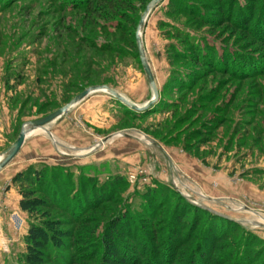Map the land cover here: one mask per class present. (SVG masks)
I'll list each match as a JSON object with an SVG mask.
<instances>
[{"label": "rangeland", "instance_id": "rangeland-1", "mask_svg": "<svg viewBox=\"0 0 264 264\" xmlns=\"http://www.w3.org/2000/svg\"><path fill=\"white\" fill-rule=\"evenodd\" d=\"M57 1L0 0V156L23 125L89 88L108 87L137 106L152 97L136 46L140 19L152 0H91L89 10L72 11L59 10ZM230 3L163 0L149 15L141 39L159 95L150 111L125 110L107 93H95L86 99L100 110L95 125L74 118L62 140L39 133L25 141L0 171V264H25L28 231L45 213L60 222L47 226L55 236L56 230H76L80 237L69 246L85 250L80 225L66 214L19 209L25 185L12 179L37 162L65 166L60 176L66 174V192L73 194L82 180L102 185L122 179L98 206L117 203L147 250L155 248L150 234L160 231L162 245L172 234L184 244L176 256L181 264L197 246L199 264H264V45L254 40L260 38L254 29L264 28V0ZM196 57L208 63L193 62ZM237 59L251 66L250 75L217 71L225 62L236 74L246 73ZM126 113L134 118H123ZM54 124L47 129L61 123ZM109 138L80 158L85 165L68 166L75 158L62 155L86 154ZM35 198L50 203L45 195ZM83 212L89 220L106 213ZM123 244L135 247L130 239ZM31 254L35 264H46L39 261L44 255Z\"/></svg>", "mask_w": 264, "mask_h": 264}, {"label": "trees", "instance_id": "trees-1", "mask_svg": "<svg viewBox=\"0 0 264 264\" xmlns=\"http://www.w3.org/2000/svg\"><path fill=\"white\" fill-rule=\"evenodd\" d=\"M67 1L68 0H58L56 6L59 10L66 8L68 11H72L86 7L87 10H89L93 5L91 0H77V2L74 0L72 4H68ZM230 1V5L232 6L234 0ZM102 2L107 4L111 3L112 5V3H121L122 0H110V2L104 0ZM231 6L228 11L232 9ZM111 7L113 8V6ZM243 15L247 17V14ZM243 15L238 14V18L244 20ZM236 22L234 25L237 26ZM262 22L264 25V21ZM245 24H248V22ZM258 25L259 27L262 26L260 24ZM244 28L247 29L248 26L244 25ZM254 34L261 38L254 37V40L264 45V39H262L264 38V28H255ZM196 47L195 50L198 51L199 48L198 46ZM211 52L209 50V60L213 59ZM192 61L197 62L198 64L199 62H201V64L205 63V65L208 63L206 57H196V60ZM236 61H238L243 70L247 71L246 73L239 72V74H236L234 72L237 71L236 68L229 70V66H227L228 64L225 62H223V64L220 63L219 68L216 69L218 72L228 73L236 77L247 76L245 74L248 73L251 66H248L247 68V65H244L245 62H241L239 59ZM233 66H231V68ZM205 68L208 70V67ZM248 75L250 74L248 73ZM122 107L124 108L123 105ZM125 110L128 109L126 108ZM132 115L126 113L123 114V116H125L123 118L133 119L134 116ZM140 118L143 119L142 117ZM64 167L62 165L48 166L46 164H39L38 167L29 166L24 171L16 174L13 177L12 182L20 186L25 185V187L21 188L19 191V194L22 197L19 203L21 211L33 214L35 209L43 208L48 211L52 209L66 214L70 220H72V223L80 225L78 232L80 235L85 236L87 240L83 247L85 250H82V248L73 250V248L69 246V244L74 243V239L80 237L79 234L76 235V230H56V233L59 236H55L54 231L48 229L47 226L56 227L60 225V222L45 213L40 216L42 223L40 225L33 224L28 231L26 237L28 251L24 260L25 264H35V262L38 261L36 258H32L34 256H32L31 253L34 252L44 255V258H39V261H44L46 264H181V262H178L176 256L178 250L184 244L180 242L178 237L172 234L170 237H167L166 244L162 245L161 240L158 238V233H161L160 231L156 232L153 236L150 234V240H148V242L153 244L155 248H149L147 250L142 247L143 244L140 243V240L135 238V233L132 234L129 231L131 221H129L130 218L127 219V213L118 214L117 203H113L110 208H102L98 206L103 200L107 201L108 197L112 195L114 187L122 182V179H111L102 185L98 184L97 179L82 180L80 182L81 188H78L77 193L73 194V192H71L72 190L66 192L67 186H70L66 174L60 176V173L64 172ZM88 187L92 189L89 193L87 191ZM40 194L45 195L50 203H45L44 201L35 198L36 195ZM101 208L102 210H100ZM83 211L85 213L90 212L92 215L95 213H106L105 216H102L103 218L93 216V219L89 220V218L82 216ZM116 213L117 215H115ZM36 214L39 215V213ZM154 228L157 229L156 226H154ZM123 238L130 239V241L135 244V250L134 248L123 244ZM54 239L55 242H53ZM56 245L59 246L58 249L56 248ZM197 247L196 250L188 255L187 264H199L202 260L196 255V253H198L197 251H202L201 249L199 250V246ZM91 250H94V252L90 253ZM64 252L71 253V256H64ZM150 260L153 261V263H150ZM145 261H147V263H145Z\"/></svg>", "mask_w": 264, "mask_h": 264}, {"label": "water", "instance_id": "water-1", "mask_svg": "<svg viewBox=\"0 0 264 264\" xmlns=\"http://www.w3.org/2000/svg\"><path fill=\"white\" fill-rule=\"evenodd\" d=\"M163 0H152L148 6L146 7L140 22H139V28L137 29L136 34V41H137V51L138 56L140 60L141 67L143 69V72L145 74L147 83L151 89L152 97L151 99L145 103L143 106H137L133 103L128 102L126 99H124L122 96L118 95L113 90L109 89L108 87H92L85 91H83L81 94L76 96L70 103L65 105L64 107L58 109L57 111L32 122H29L20 130V133L16 139V141L2 154V158L0 160V171H2L4 168H6L18 155L21 148L23 147L25 141L31 137L35 132L42 131L44 134H46L50 139H52L51 134L48 132L47 127L54 123L55 121L59 120L61 117H63L65 114H67L73 107L77 106L81 102H83L85 99L90 97L91 95L95 93H107L111 97H113L117 102H119L121 105H123L125 108L132 110L133 112L137 113H146L150 111L157 103H158V90L155 84V80L153 77V74L150 70V67L148 65V62L146 60L144 48L142 45V39H141V33L142 29L149 17V15L152 13V11L162 2ZM109 139L103 140L99 145H96L90 152L97 149L100 145H103L106 143Z\"/></svg>", "mask_w": 264, "mask_h": 264}, {"label": "crops", "instance_id": "crops-1", "mask_svg": "<svg viewBox=\"0 0 264 264\" xmlns=\"http://www.w3.org/2000/svg\"><path fill=\"white\" fill-rule=\"evenodd\" d=\"M90 98V97H89ZM88 99V98H87ZM93 105V104H92ZM91 104H89V101H87L86 99L83 101V102H81L80 104H78L77 106H75V107H73L67 114H65L63 117H61L59 120H57V121H55L54 123H61V124H58L57 126H55V128H53V129H51V130H48V132L51 134V136H52V138H54V139H60V140H62L63 139V136H62V130L64 129V128H68V127H71V121H72V119H76V118H78L79 120H85L86 121V123H88V124H94L95 122V120L96 119H98V113H99V109L95 106H92ZM110 111V110H109ZM69 114H72V116H70V118L68 119V118H65V117H67ZM65 119H68L67 121V123L68 124H62V123H64V122H66V120ZM87 119H90L91 121H92V123L90 122V121H88ZM53 123V124H54ZM55 125V124H54ZM95 125V124H94ZM97 128H99V127H97ZM94 152V151H93ZM89 153H91L90 151H88L86 154H79L78 156H68V155H64V154H62L63 156H66V157H73V158H75L74 159V161H76L75 163H72V164H70V165H68V166H71V165H85V164H81V163H79L80 161H81V157H83V156H85V155H87V154H89ZM38 161H40L41 159H38V158H36ZM100 159H96L94 162H97V161H99ZM43 161V160H42ZM41 162V161H40ZM37 164H45V163H39V162H37ZM33 165H35V164H33ZM30 166H32V165H30ZM53 166H55V165H53ZM29 166H27V168H28ZM67 167V166H66ZM26 169V168H25ZM24 169V170H25ZM24 170H22V171H24ZM22 171H20V172H22ZM20 172H16L15 173V175L16 174H18V173H20ZM0 173H2V172H0ZM8 174V173H7ZM14 175V176H15ZM19 209H20V207H19Z\"/></svg>", "mask_w": 264, "mask_h": 264}, {"label": "bare ground", "instance_id": "bare-ground-1", "mask_svg": "<svg viewBox=\"0 0 264 264\" xmlns=\"http://www.w3.org/2000/svg\"><path fill=\"white\" fill-rule=\"evenodd\" d=\"M39 133H43V132H42V131H37V132H35L33 135H37V134H39ZM83 152H84V151H81L80 154H81V153L83 154ZM1 158H2V155L0 156V160H1Z\"/></svg>", "mask_w": 264, "mask_h": 264}]
</instances>
